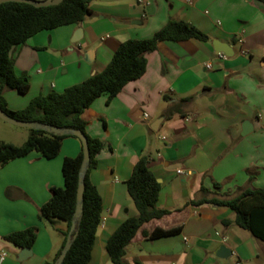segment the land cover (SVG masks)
<instances>
[{
	"label": "crops",
	"instance_id": "1",
	"mask_svg": "<svg viewBox=\"0 0 264 264\" xmlns=\"http://www.w3.org/2000/svg\"><path fill=\"white\" fill-rule=\"evenodd\" d=\"M90 9L79 24L42 30L12 47L16 73L27 75L30 87L25 93L7 90L8 108L23 109L39 95L88 79L108 65L122 42L150 38L171 19L195 25L208 40L160 42L146 54L140 78L84 111L86 132L104 143L89 174L102 197L89 264H114L106 245L121 223L138 215L127 180L143 155L161 184L157 206L170 213L139 229L126 246V264H264V241L224 223L235 219L232 209L199 203L264 188V1L92 0ZM214 41L229 44L232 55L216 50ZM29 135L0 123V141L20 145L16 141L23 144ZM82 147L80 138L67 136L54 158L32 151L0 167V254L7 253L1 264L54 261L67 222L41 219L40 208L52 188L64 187L63 162ZM177 226L178 234L147 235ZM29 227L37 228V238L31 254L20 259L23 248L6 236ZM223 244L230 254L218 253Z\"/></svg>",
	"mask_w": 264,
	"mask_h": 264
},
{
	"label": "trees",
	"instance_id": "2",
	"mask_svg": "<svg viewBox=\"0 0 264 264\" xmlns=\"http://www.w3.org/2000/svg\"><path fill=\"white\" fill-rule=\"evenodd\" d=\"M91 1L62 0L58 4L43 7L16 1L0 4V107L21 120L81 130L88 139L91 160L85 176L86 188L81 216L76 218L75 212L79 174L84 158L83 147L77 156L65 158L62 165L65 185L52 188L51 198L40 208L41 219L57 218L67 222V228L62 231V247L54 261L61 254L73 221L76 220L74 234L77 233V236L61 264H89L102 221V197L97 187L91 183L89 174L97 164L96 156L104 143L86 132L84 111L100 96L108 94L111 99L128 82L140 78L146 71V54L156 50L160 42L191 38L208 40V35L195 25L185 20L171 19L150 38L122 42L108 65L88 79L67 87L63 92L53 91L47 95H39L23 109L8 108L4 96L7 90L25 93L30 87L27 75L16 73L14 60L10 55L12 47L26 42L29 37L42 30L83 22L91 15ZM29 130L30 135L23 144L0 141V167L32 151H38L46 158H54L59 154L65 137H78L73 134H54L41 129ZM149 162L148 155L141 156L127 180L128 191L138 209V215L121 223L107 242L106 249L114 264H126V246L146 222L170 213L169 210L157 206L161 184L150 170ZM9 192L10 190L8 195ZM201 192L207 193L208 190L202 187ZM226 196L228 197H203L199 203L208 201L229 207L236 216L233 221L225 220V224L234 222L264 241V188L247 187L235 196ZM180 231V226L168 229L157 227L147 235L158 238L178 234ZM6 238L22 248H31L37 238V228L29 227L12 232ZM136 264L143 263L136 261Z\"/></svg>",
	"mask_w": 264,
	"mask_h": 264
},
{
	"label": "water",
	"instance_id": "3",
	"mask_svg": "<svg viewBox=\"0 0 264 264\" xmlns=\"http://www.w3.org/2000/svg\"><path fill=\"white\" fill-rule=\"evenodd\" d=\"M8 1L29 3V4L35 5L36 7H43V6L58 4L62 0H0V4L4 2H8ZM214 45H215L216 50L222 51L228 55H232V53H230L231 47L229 44L223 43L220 41H214ZM0 119H2L3 121L7 123L20 126V127H26L29 129H41V130L51 132L54 134H59V135L73 134V135L78 136L81 139L82 144H83L84 158H83V162H82L80 174H79V186H78V191H77V208L75 212L76 218H79L83 211L84 192L86 188L85 176H86L88 166L91 160L90 149L88 146V139L86 135L84 134V132L81 130H74V129L62 128L59 126L46 125V124L38 123L35 121L21 120V119L11 116L9 113L4 111L1 107H0ZM162 121H163V118L156 120L153 123L152 128L155 131H158L159 126L162 123ZM75 229H76V220L73 221V224L69 231L65 246L61 254L58 256L56 261H54L52 264H61L64 261L69 249L72 246L73 240L77 236V233L74 234ZM231 252H232L231 249L226 244L221 245L218 251L219 254H223V253L230 254ZM30 254H31V248H23L20 254V259H24Z\"/></svg>",
	"mask_w": 264,
	"mask_h": 264
},
{
	"label": "rangeland",
	"instance_id": "4",
	"mask_svg": "<svg viewBox=\"0 0 264 264\" xmlns=\"http://www.w3.org/2000/svg\"><path fill=\"white\" fill-rule=\"evenodd\" d=\"M0 121H2V122H0L1 125H10V127H13V129H22L23 131H29V128H26V127H20V126H16V125H13V124H7V123L3 122V120H1V119H0ZM18 131H21V130H18ZM15 138H16V137H15ZM15 140H18V139H15ZM19 140H20V139H19ZM16 142H18V144H22V143H21L22 141H16Z\"/></svg>",
	"mask_w": 264,
	"mask_h": 264
},
{
	"label": "built area",
	"instance_id": "5",
	"mask_svg": "<svg viewBox=\"0 0 264 264\" xmlns=\"http://www.w3.org/2000/svg\"><path fill=\"white\" fill-rule=\"evenodd\" d=\"M222 57H226V54H222ZM208 68H211V64L210 63H207L206 65ZM144 117L148 118L149 117V114L148 113H145L144 114ZM165 138V137H164ZM7 253L4 251L0 254V264L3 262V260L5 259Z\"/></svg>",
	"mask_w": 264,
	"mask_h": 264
}]
</instances>
